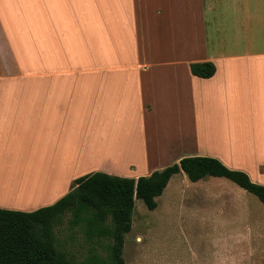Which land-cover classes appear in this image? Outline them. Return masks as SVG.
I'll return each instance as SVG.
<instances>
[{
	"label": "crops",
	"instance_id": "obj_1",
	"mask_svg": "<svg viewBox=\"0 0 264 264\" xmlns=\"http://www.w3.org/2000/svg\"><path fill=\"white\" fill-rule=\"evenodd\" d=\"M204 61L213 76L193 74ZM187 156L264 184V0H0L1 208L33 211L89 173L139 178ZM176 176L197 184L185 205L217 215L203 234L227 247L264 228L250 199L214 195L222 179L181 171L163 194ZM244 260L225 249L215 264Z\"/></svg>",
	"mask_w": 264,
	"mask_h": 264
},
{
	"label": "trees",
	"instance_id": "obj_2",
	"mask_svg": "<svg viewBox=\"0 0 264 264\" xmlns=\"http://www.w3.org/2000/svg\"><path fill=\"white\" fill-rule=\"evenodd\" d=\"M191 70L208 78L217 68L204 61L192 63ZM181 171L192 181L207 176L227 178L264 204V184L212 156H187L139 178L97 171L76 179L72 189L51 205L33 211L0 207V264H126L124 246L126 234L132 230L136 200L156 209L157 197ZM65 225L72 240L80 233L90 244L84 259L61 248L57 227Z\"/></svg>",
	"mask_w": 264,
	"mask_h": 264
},
{
	"label": "rangeland",
	"instance_id": "obj_3",
	"mask_svg": "<svg viewBox=\"0 0 264 264\" xmlns=\"http://www.w3.org/2000/svg\"><path fill=\"white\" fill-rule=\"evenodd\" d=\"M218 179H222L223 182L212 183V187L215 188L214 195H226L224 191L228 190L229 196H244L247 200L250 199L248 201L251 202L254 211H257L255 214L259 215L256 221L263 226L264 204L262 201L246 190L240 192L242 188L227 178L207 176L203 181ZM195 185H197L196 182L185 185L182 183V177L176 176L167 191L158 198L159 206L153 210L149 209L141 199L136 200L132 230L126 234L124 246L126 264H215L218 255L223 254L225 249L236 257L241 254L242 247L245 250L243 264H264L263 227L260 234L246 231L244 236L238 237L241 239L239 243L236 237H228L230 245L227 247L225 246L226 237L202 233L203 226L200 227V222H204V219L210 216V212L215 218L217 215L212 210H208L209 206L202 209V205L184 204L182 192L193 190ZM251 216L246 213V222L252 218ZM70 232L67 225L57 227L61 248L78 260H82L88 255L90 244L84 241V236L80 233L72 240L69 236ZM218 246H221L219 250H213ZM100 252L103 256L107 254L102 248Z\"/></svg>",
	"mask_w": 264,
	"mask_h": 264
}]
</instances>
